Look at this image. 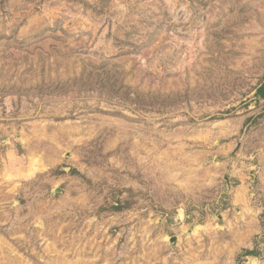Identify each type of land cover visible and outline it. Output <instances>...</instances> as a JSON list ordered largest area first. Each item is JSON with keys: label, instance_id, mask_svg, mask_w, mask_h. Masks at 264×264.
<instances>
[{"label": "rangeland", "instance_id": "rangeland-1", "mask_svg": "<svg viewBox=\"0 0 264 264\" xmlns=\"http://www.w3.org/2000/svg\"><path fill=\"white\" fill-rule=\"evenodd\" d=\"M260 87L264 0H0V264H264Z\"/></svg>", "mask_w": 264, "mask_h": 264}, {"label": "trees", "instance_id": "trees-1", "mask_svg": "<svg viewBox=\"0 0 264 264\" xmlns=\"http://www.w3.org/2000/svg\"><path fill=\"white\" fill-rule=\"evenodd\" d=\"M258 92H259L260 94L264 95V87H260V88L258 89ZM249 254H250V255H254L255 253H254V252H250Z\"/></svg>", "mask_w": 264, "mask_h": 264}, {"label": "water", "instance_id": "water-1", "mask_svg": "<svg viewBox=\"0 0 264 264\" xmlns=\"http://www.w3.org/2000/svg\"><path fill=\"white\" fill-rule=\"evenodd\" d=\"M174 241V239L173 240H171V242H173Z\"/></svg>", "mask_w": 264, "mask_h": 264}]
</instances>
